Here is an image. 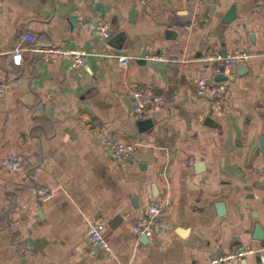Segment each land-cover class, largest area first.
Here are the masks:
<instances>
[{
	"label": "crops",
	"instance_id": "1",
	"mask_svg": "<svg viewBox=\"0 0 264 264\" xmlns=\"http://www.w3.org/2000/svg\"><path fill=\"white\" fill-rule=\"evenodd\" d=\"M91 19L108 22V39ZM19 45L91 55L75 68L24 50L16 63ZM234 50L246 70L236 63L218 110L195 79L216 81L205 56ZM163 52L175 61L146 57ZM14 78L0 98V264H209L264 241V0H0V82ZM138 89L166 105L135 115ZM103 132L137 143L135 158L113 159ZM12 156L21 172L6 167ZM154 199L167 203L164 224L145 237L134 225ZM94 221L109 249L89 242Z\"/></svg>",
	"mask_w": 264,
	"mask_h": 264
},
{
	"label": "built area",
	"instance_id": "2",
	"mask_svg": "<svg viewBox=\"0 0 264 264\" xmlns=\"http://www.w3.org/2000/svg\"><path fill=\"white\" fill-rule=\"evenodd\" d=\"M204 0H200L203 3ZM194 24H198V20H195ZM88 29L96 36L102 39H108L110 37V25L107 21L101 19H91L87 22ZM25 39L35 43L37 37L31 33H27ZM24 50H29L37 54H42L44 57L52 61L68 60L75 68L85 66L91 53L84 48L78 46L62 47L57 45L50 46H33L23 47L19 45L14 54V60L16 63L22 62ZM118 62L122 65H127L132 59L130 56L116 54ZM147 59L161 62L175 61L170 58L167 53H151L146 56ZM248 54L240 50H234L227 54H208L204 60L213 66L215 72L224 73L226 76L232 74V69L236 65L237 61L242 59L246 60ZM197 94L199 96H210L214 102V105L218 110L224 105L225 94L227 90V84L225 81H214L207 75L201 74L195 79ZM18 79H7L0 82V98L5 96L16 84ZM134 107L133 112L135 115L142 116L151 111L161 109L166 105V99L162 95L153 93L148 89H138L134 92ZM100 140L110 154V156L118 161H131L135 158V154L138 150L137 143H126L118 138H114L109 134L103 132L100 135ZM190 164H194L195 159L188 161ZM6 167L15 172H21L23 170L22 163L18 156L9 157L6 162ZM38 194L42 200L47 199L51 192L48 188H39ZM167 210V203L161 199L152 200L147 207L146 213L142 216L134 225V231L138 234H144L150 236L153 234L156 227L163 223V218ZM105 225L103 222L94 221L88 228V240L92 244L99 245L105 249H109V244L104 236ZM250 254L264 255V241L259 248L246 247L233 252L222 253L214 256L209 264H224L240 261ZM199 264V263H194Z\"/></svg>",
	"mask_w": 264,
	"mask_h": 264
},
{
	"label": "water",
	"instance_id": "3",
	"mask_svg": "<svg viewBox=\"0 0 264 264\" xmlns=\"http://www.w3.org/2000/svg\"><path fill=\"white\" fill-rule=\"evenodd\" d=\"M235 16H236L235 8L232 7L230 12L225 17L224 22L230 23L232 20H234ZM237 64H238V66L240 67V69L242 71L246 70V66H245V61L244 60H242V59L238 60ZM214 78L218 82L226 81L228 79H233V78H230V77L226 76L224 73H220V72H216ZM207 123L214 124V122L211 119H208ZM139 124L141 126V129H145L146 130L152 125V121L150 119L141 120L139 122ZM262 150L264 151V137H262ZM257 231H258L259 234H258V236H256V239H263L264 237L260 233L261 232V228L259 226H257ZM144 236L146 237V235H144ZM260 245L261 244H259V246L257 248H259ZM261 264H263V261L261 262Z\"/></svg>",
	"mask_w": 264,
	"mask_h": 264
}]
</instances>
